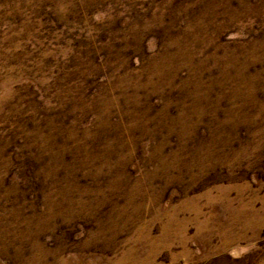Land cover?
Returning <instances> with one entry per match:
<instances>
[{
  "label": "rangeland",
  "instance_id": "rangeland-1",
  "mask_svg": "<svg viewBox=\"0 0 264 264\" xmlns=\"http://www.w3.org/2000/svg\"><path fill=\"white\" fill-rule=\"evenodd\" d=\"M0 264H264V0H0Z\"/></svg>",
  "mask_w": 264,
  "mask_h": 264
}]
</instances>
